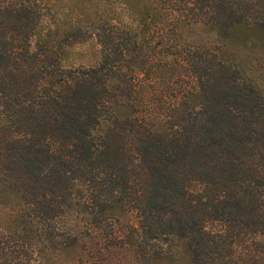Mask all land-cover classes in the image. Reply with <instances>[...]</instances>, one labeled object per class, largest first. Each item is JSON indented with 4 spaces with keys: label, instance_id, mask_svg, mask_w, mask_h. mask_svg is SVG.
I'll use <instances>...</instances> for the list:
<instances>
[{
    "label": "trees",
    "instance_id": "trees-1",
    "mask_svg": "<svg viewBox=\"0 0 264 264\" xmlns=\"http://www.w3.org/2000/svg\"><path fill=\"white\" fill-rule=\"evenodd\" d=\"M0 264H264V0H0Z\"/></svg>",
    "mask_w": 264,
    "mask_h": 264
}]
</instances>
